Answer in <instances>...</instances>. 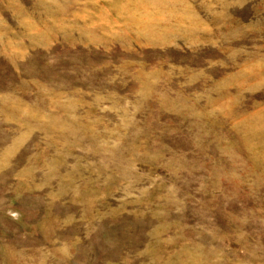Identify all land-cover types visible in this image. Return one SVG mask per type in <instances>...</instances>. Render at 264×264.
Instances as JSON below:
<instances>
[{"label": "rangeland", "instance_id": "1", "mask_svg": "<svg viewBox=\"0 0 264 264\" xmlns=\"http://www.w3.org/2000/svg\"><path fill=\"white\" fill-rule=\"evenodd\" d=\"M0 264H264V0H0Z\"/></svg>", "mask_w": 264, "mask_h": 264}]
</instances>
